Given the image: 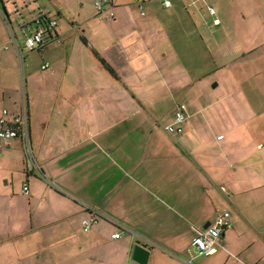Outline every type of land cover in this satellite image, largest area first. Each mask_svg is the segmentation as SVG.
Here are the masks:
<instances>
[{"label":"crops","instance_id":"obj_1","mask_svg":"<svg viewBox=\"0 0 264 264\" xmlns=\"http://www.w3.org/2000/svg\"><path fill=\"white\" fill-rule=\"evenodd\" d=\"M4 2L21 41L36 30L38 14L58 25L31 52L40 53L41 72L27 57L31 141L42 173L27 171L22 139L0 145V264H137L138 244L150 250L148 264H188L193 238L224 211L232 227L214 254L194 264H264V103L253 95L264 88L237 82L220 94L194 92L198 83L186 69L201 67L208 38L215 45L225 38L224 21L203 28L191 3L185 12L155 0L142 17L133 2L113 0L114 19L86 22L79 36L61 41L51 12ZM250 3L245 12L264 9ZM2 28L5 45L10 35ZM18 63L14 48L0 55V117L8 110L10 120L22 112ZM187 94L193 116L184 133L167 131L175 116L161 129L165 103ZM86 206L109 219L85 232Z\"/></svg>","mask_w":264,"mask_h":264},{"label":"rangeland","instance_id":"obj_2","mask_svg":"<svg viewBox=\"0 0 264 264\" xmlns=\"http://www.w3.org/2000/svg\"><path fill=\"white\" fill-rule=\"evenodd\" d=\"M15 1L17 7L23 8L27 4L33 11L38 10V8H44V10L55 15L59 20L60 28L64 30V35L60 38L61 41L79 36L82 32L81 27L86 22L112 20V18L98 16L94 7L96 0ZM118 1L120 4H127L133 7V0ZM173 1L176 4H180V7H178L179 9H184L185 12L189 11V3L191 2H187L186 0ZM207 1L215 9L214 15L210 13ZM212 1L213 0H205L196 5L190 4V6H193L191 9L196 13V17L200 20L203 28L206 27L209 29L211 26L215 27V19L218 18L220 22L224 21V26L227 25L228 34H225V38L223 39L219 38L216 45L210 38H208L209 40L207 43L201 45L200 68L192 66L190 63L186 65L187 72L193 77L194 83H198L195 85L193 91H199L200 88L203 87L207 88L208 92H212L210 90L214 88V90L220 94L225 88L236 85L237 82H240L244 88L258 86L264 88V28L260 27V23L257 20L258 18L264 19V9L261 10L260 14L256 15L248 13V10L246 12L244 11L245 7L251 5L250 0H221L223 6L218 4L215 5ZM12 3V0H8L6 6L10 9V7L12 8ZM258 4L259 8H262L264 6V0H258ZM159 5V3H154V7L158 9H160ZM242 13L246 18H242ZM2 14H5V10L3 6H0V33L3 32V25L8 30ZM24 14L27 19L31 18L29 9H27ZM184 16H186V14ZM178 19L181 18H176L175 20ZM182 19L184 20V18ZM255 32H258L259 37L254 43H251V36L254 35ZM207 33L209 34L208 31ZM0 38H2V35ZM61 41H57L56 44L62 43ZM20 42L22 43L21 39ZM0 45H2V43H0ZM59 49V53L65 55L66 47L61 45ZM5 52L7 51L0 52V55H3ZM24 53L27 57L30 56V58L34 55V57H32L34 61L33 68H35V72H41V69H39L40 53L30 54L27 51ZM30 64L29 58H27V61L23 65L20 61L18 63L19 89L15 99L19 101L21 107L23 102L24 81H26V89L30 95V78L28 71V66ZM253 95L256 97L258 96V101L264 103V93L260 92ZM179 98L180 100H176L177 103H165V107L160 114L159 123L161 129H164L165 126L173 121L180 104L185 105L188 113L193 116L192 96L187 94V96L183 98L180 96ZM189 123H191V120L186 124L185 130Z\"/></svg>","mask_w":264,"mask_h":264},{"label":"built area","instance_id":"obj_3","mask_svg":"<svg viewBox=\"0 0 264 264\" xmlns=\"http://www.w3.org/2000/svg\"><path fill=\"white\" fill-rule=\"evenodd\" d=\"M155 0H133V4L138 8L142 17L147 15L146 7ZM164 8H171L173 6V0H158ZM205 0H193L191 5L204 2ZM211 14H215V9L208 5ZM95 9L100 17L115 18L116 12L114 9L113 0H96ZM5 23L8 27L10 42L5 45H0V52L9 51L14 48L17 52L18 59L23 65L26 62L27 56L25 51L31 53L37 50H41L45 46V36L51 28H55L58 25L56 20H52L46 14H38L35 16L36 30L32 31L30 35H27L22 43L17 35V32L8 15L2 14ZM218 18L215 19V24H219ZM49 66L44 65L43 69H47ZM23 102L22 112L14 120L9 119V111L4 110L0 117V145L4 146L10 143L14 139H22L26 152V168L28 172L42 173L40 166L36 160L35 153L31 141L30 130V98L27 92L26 81L23 82ZM190 114L185 105H179L176 114L175 122L167 127V131L173 135H179L185 131V123L189 120ZM30 193L29 186L25 185L23 188V194L28 195ZM91 211V215L82 221V227L85 232H90L95 226H97L101 220L109 219L105 214L86 206ZM232 227V216L229 211L222 212L216 219V221L205 231L199 232L192 240V243L188 249L189 257L188 264H194L195 258L199 256H209L216 252L215 242L221 237L224 231ZM121 234H115L114 238H120Z\"/></svg>","mask_w":264,"mask_h":264},{"label":"water","instance_id":"obj_4","mask_svg":"<svg viewBox=\"0 0 264 264\" xmlns=\"http://www.w3.org/2000/svg\"><path fill=\"white\" fill-rule=\"evenodd\" d=\"M150 258V250L138 244L134 248L133 261L137 264H148Z\"/></svg>","mask_w":264,"mask_h":264},{"label":"trees","instance_id":"obj_5","mask_svg":"<svg viewBox=\"0 0 264 264\" xmlns=\"http://www.w3.org/2000/svg\"><path fill=\"white\" fill-rule=\"evenodd\" d=\"M0 6H3V7H4L5 14L8 15L7 12H6V9H5V2H4V0H0ZM101 61H102V63L105 64V61H104L103 59H101ZM106 67H107V69H108L111 73L115 74V72H114V71H113L108 65H106Z\"/></svg>","mask_w":264,"mask_h":264}]
</instances>
